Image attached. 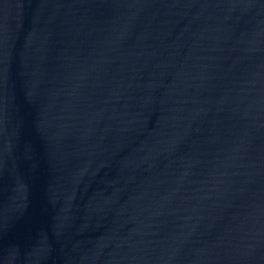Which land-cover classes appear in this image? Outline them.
<instances>
[{"label":"water","instance_id":"obj_1","mask_svg":"<svg viewBox=\"0 0 264 264\" xmlns=\"http://www.w3.org/2000/svg\"><path fill=\"white\" fill-rule=\"evenodd\" d=\"M0 264H264V0H0Z\"/></svg>","mask_w":264,"mask_h":264}]
</instances>
